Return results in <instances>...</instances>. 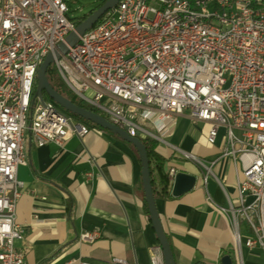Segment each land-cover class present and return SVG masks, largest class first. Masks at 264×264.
<instances>
[{"label":"built area","instance_id":"1","mask_svg":"<svg viewBox=\"0 0 264 264\" xmlns=\"http://www.w3.org/2000/svg\"><path fill=\"white\" fill-rule=\"evenodd\" d=\"M69 1L0 0V264H23L26 253L17 247L24 230L16 223L22 188L17 169L27 164L26 132L37 147H61L90 132L51 100L32 103L39 66L76 27ZM130 1L119 0L55 58L60 81L72 98L130 137L161 142L180 163H191L207 204L230 225L232 264H244L241 223L244 246L264 249V0H142L139 21L150 25L160 18V32L146 35L131 21L129 32L108 39L115 23L131 19ZM206 3H213V11L201 15ZM251 3L259 4L260 13H250ZM166 4H174V11L166 12ZM164 27H172L171 37L161 36ZM133 41H140V50H133ZM125 46H132V53H125ZM105 52H112V59H105ZM183 116L209 127L206 141L219 147L215 157H196L165 140ZM223 161L235 171L234 200L214 175ZM177 173L168 168L171 184ZM211 177L221 186L226 207L207 193ZM97 239L96 232L78 236L82 243ZM149 261L163 264L159 246L151 249ZM109 264L130 263L113 258Z\"/></svg>","mask_w":264,"mask_h":264},{"label":"crops","instance_id":"2","mask_svg":"<svg viewBox=\"0 0 264 264\" xmlns=\"http://www.w3.org/2000/svg\"><path fill=\"white\" fill-rule=\"evenodd\" d=\"M87 123L88 135L72 137L61 147L53 143L37 147L29 131L25 134L27 164L17 169L22 188L16 205V223L24 230L23 241L17 243L26 251L23 264H109L113 258L150 264V251L159 246L145 210L135 148ZM208 130L183 116L165 140L196 157L213 158L219 147L207 143ZM155 151L165 160L166 170L173 166L197 178L194 189L181 197L171 196L172 184L169 198L154 197L175 264H221L223 256L233 260L230 225L207 204L196 168L173 158L174 152L161 142H156ZM214 175L234 200L237 181L230 161L219 163ZM206 189L216 205L227 206L214 178ZM83 232H96L98 239L82 243L78 236ZM244 240V264H264V249H248Z\"/></svg>","mask_w":264,"mask_h":264},{"label":"water","instance_id":"3","mask_svg":"<svg viewBox=\"0 0 264 264\" xmlns=\"http://www.w3.org/2000/svg\"><path fill=\"white\" fill-rule=\"evenodd\" d=\"M118 2L119 0H107L97 10L88 15L75 27L74 31L65 38V42L58 45L57 51L54 53H49L45 57L37 70L32 103H34L36 98H38L39 102L44 103L45 99L43 95L46 94L49 100L54 102L65 112L111 132L135 148L141 165V180L144 192V200L146 203L151 227L161 249L163 264H175L172 249L163 231L159 214L157 212L151 185L150 163L144 143L138 138L130 137L125 131L121 130L117 126H114L101 115H98L91 110L79 107L70 99L61 95L51 86L47 78V72L50 65L54 64L55 58H58L60 55H64L67 52L68 47L74 46L78 41V38L93 28L108 11L117 5ZM196 181L197 179L194 175L178 172L173 179L171 196L178 198L192 191L195 187ZM220 261L221 264H232L230 256H223Z\"/></svg>","mask_w":264,"mask_h":264},{"label":"trees","instance_id":"4","mask_svg":"<svg viewBox=\"0 0 264 264\" xmlns=\"http://www.w3.org/2000/svg\"><path fill=\"white\" fill-rule=\"evenodd\" d=\"M107 0H96V6L89 10L87 14H84L82 17L77 18V19H69L77 26L80 22H82L88 15H90L92 12L97 10L102 4H104ZM96 26V25H95ZM94 26V27H95ZM51 70H48L47 72V78L50 83L51 81ZM51 84V83H50ZM52 86V85H51ZM53 87V86H52ZM57 92H59L61 95L64 97L70 99L73 103L78 105L79 107L91 110L95 113H97L95 110L90 108L89 106L83 104L82 102L74 99L71 97V95L66 91H61L60 88H64L63 84L61 83L60 88L55 86L53 87ZM66 90V89H65ZM73 118H75L77 121L83 122L85 124H88L86 121L71 115ZM146 150H147V155L150 163V173H151V185H152V191L154 194V197L157 198H169L170 197V187L171 183L168 179L167 175V170L165 168V160L155 151L156 148V142L153 140H146L143 141ZM145 205V210L147 212V207Z\"/></svg>","mask_w":264,"mask_h":264},{"label":"bare ground","instance_id":"5","mask_svg":"<svg viewBox=\"0 0 264 264\" xmlns=\"http://www.w3.org/2000/svg\"><path fill=\"white\" fill-rule=\"evenodd\" d=\"M140 4H142V0L130 1L129 16L131 19H123L122 22L115 23L113 32H108V39H115V36H120L123 33L129 32L131 21L139 22V30H146V35H157L160 32V18H153L150 25L147 21H139ZM173 11L174 4H166V12ZM209 11H213V3H206V8H201V15H209ZM250 13H260V6L258 3L250 4ZM161 36L171 37L172 27L161 28ZM133 50H140V41H133ZM125 53H132V46H125ZM105 59H112V52H105Z\"/></svg>","mask_w":264,"mask_h":264},{"label":"rangeland","instance_id":"6","mask_svg":"<svg viewBox=\"0 0 264 264\" xmlns=\"http://www.w3.org/2000/svg\"><path fill=\"white\" fill-rule=\"evenodd\" d=\"M70 12L68 14V16L71 18V19H77V18H80L82 17L84 14H87V12L89 10H91L92 8H94L96 6V0H70ZM49 70H51V85L53 87L57 86L60 88V85H61V81H60V77L56 71V67H55V64H51L50 67H49ZM61 91H65V89L63 88H60ZM44 99L45 100H49L47 95L44 94L43 95ZM231 183H227V186H230ZM241 227V231H242V234H243V239H244V233H245V230H246V226L244 223H241L240 225Z\"/></svg>","mask_w":264,"mask_h":264}]
</instances>
